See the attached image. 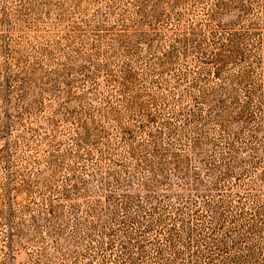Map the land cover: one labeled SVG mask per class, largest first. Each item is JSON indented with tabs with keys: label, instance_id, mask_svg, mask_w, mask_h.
<instances>
[{
	"label": "rangeland",
	"instance_id": "rangeland-1",
	"mask_svg": "<svg viewBox=\"0 0 264 264\" xmlns=\"http://www.w3.org/2000/svg\"><path fill=\"white\" fill-rule=\"evenodd\" d=\"M0 264H264V0H0Z\"/></svg>",
	"mask_w": 264,
	"mask_h": 264
}]
</instances>
